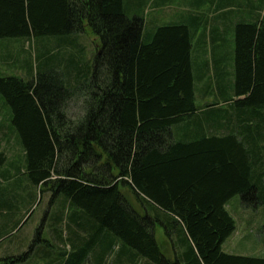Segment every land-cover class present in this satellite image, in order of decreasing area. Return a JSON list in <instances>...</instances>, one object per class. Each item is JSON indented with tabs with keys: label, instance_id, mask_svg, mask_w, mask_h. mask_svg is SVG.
Returning a JSON list of instances; mask_svg holds the SVG:
<instances>
[{
	"label": "trees",
	"instance_id": "trees-1",
	"mask_svg": "<svg viewBox=\"0 0 264 264\" xmlns=\"http://www.w3.org/2000/svg\"><path fill=\"white\" fill-rule=\"evenodd\" d=\"M146 1L0 0L1 43L56 39L21 63L7 49L4 62L22 74L0 70L1 136L15 133L22 149L21 165L0 172V226L29 185L62 198L49 223L56 256L40 254L51 264H107L110 252L109 264H264L221 247L235 230L229 199L264 205V20L234 24L233 80L225 72L218 107L199 101L191 52L198 24L163 23L144 35ZM86 29L98 43L78 61L67 49Z\"/></svg>",
	"mask_w": 264,
	"mask_h": 264
},
{
	"label": "rangeland",
	"instance_id": "rangeland-1",
	"mask_svg": "<svg viewBox=\"0 0 264 264\" xmlns=\"http://www.w3.org/2000/svg\"><path fill=\"white\" fill-rule=\"evenodd\" d=\"M236 8L237 11L245 9L241 5H236ZM191 9L197 10L194 4L189 5L188 0H171L166 6L161 7L157 13L165 19L171 14L177 15L176 13H179L178 10ZM206 9L207 7H202L200 11ZM153 10V6L147 0L146 7L142 10L144 11L143 17L145 20L147 16L152 17L156 13ZM253 13L255 15L258 14L264 20V0H255ZM253 13L251 12V15ZM225 37L229 46V35L225 33ZM11 40L10 43L6 42L5 45H8L9 49L13 50L12 56L17 58L18 63L23 62L28 57L33 59L38 49L43 47L52 48L56 43L54 37H48V39L11 38ZM97 43V39L91 34L89 29H86L74 37V43L69 45L67 51L71 55L73 54L78 61H88L92 57ZM0 70L22 74L21 68L10 69L5 67L4 62L0 63ZM68 112L75 119L80 116L82 114L80 101L73 100L70 102ZM6 119L4 118V111L0 108V123L4 124ZM3 130H6V128L3 127ZM0 151H3L6 156V161L2 166L0 165V170L8 168L10 164H15L16 162H20L19 164L21 165L19 159L22 155V149L15 133H6L0 137ZM2 183L6 184L5 181L3 182L0 179V186L3 185ZM25 189L27 191L24 194L22 203L19 204L17 209L13 208L3 219L4 221L6 220V225L0 226V231H3V234H1L3 238L0 237V264H51L52 262L49 258L53 259L56 256L58 248H52L49 245L50 242H54L49 223L51 215L59 207L62 198L55 197L51 200V192L48 190L41 191L39 187L26 185ZM121 191L133 207L138 212L143 213L139 199L130 188L121 186ZM31 194L35 198L32 205L30 204ZM226 207L235 220V230L222 243V250L229 254L264 257V205H258L255 208L245 207L241 204L240 197L235 195L229 199ZM15 224L17 225L13 227L12 225ZM61 228L65 233V225ZM155 237L158 243L161 244L162 252L169 259H172L174 251L171 241L167 237L164 228L159 224L155 227ZM45 249L51 251V255L48 258L45 256L40 257V254L45 253ZM113 256L114 254L112 255L111 252L106 255L105 261L107 264L111 262ZM7 257H10L12 261L5 259ZM83 264H92V261H86Z\"/></svg>",
	"mask_w": 264,
	"mask_h": 264
},
{
	"label": "crops",
	"instance_id": "crops-1",
	"mask_svg": "<svg viewBox=\"0 0 264 264\" xmlns=\"http://www.w3.org/2000/svg\"><path fill=\"white\" fill-rule=\"evenodd\" d=\"M170 1L149 0L150 5L154 8L153 11L156 13L152 17L147 16L146 20L144 19V35L146 32L149 33L153 30L155 26L163 23L178 22L191 26L198 24L191 39V52L195 68L198 71L197 75L200 76L198 86L202 94L199 95V101L204 104L216 100L219 102L216 106L220 107L222 106L220 102L223 99L219 95L220 91L218 87H224L226 73H228V80L231 83L233 80V26L239 20L250 21L255 18V14L253 13L255 0H188L189 5L194 4L197 10H178L179 13H176L177 15L171 14V16L163 19V16L157 12L161 7L170 3ZM236 5L244 6L245 9L237 11ZM233 6L235 8L232 9L231 7ZM202 7H207V9L202 10V12L200 11ZM251 12L253 13L252 15ZM225 33L229 35L228 50L226 49L227 38L225 37ZM0 47V61L4 62L9 58L8 55H10L7 51V49L9 50V46L5 45V43H0ZM226 54L229 55V60L227 64H224L223 57ZM5 67H9V65L5 63ZM209 87H211L209 89L211 91H207ZM209 109H212V107ZM215 118L219 119L221 116L216 115ZM2 134L1 130L0 137ZM142 263L144 264L143 260L140 264Z\"/></svg>",
	"mask_w": 264,
	"mask_h": 264
}]
</instances>
